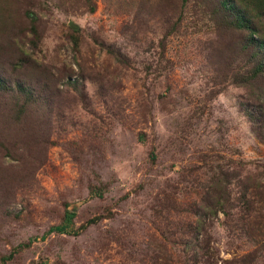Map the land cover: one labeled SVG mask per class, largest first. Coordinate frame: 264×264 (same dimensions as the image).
I'll return each instance as SVG.
<instances>
[{
    "label": "rangeland",
    "instance_id": "rangeland-1",
    "mask_svg": "<svg viewBox=\"0 0 264 264\" xmlns=\"http://www.w3.org/2000/svg\"><path fill=\"white\" fill-rule=\"evenodd\" d=\"M196 1L0 0V46L39 64L47 89L40 129L0 100V264H229L252 250L218 210L264 227V136L242 110L262 87L228 76L235 33L181 19ZM67 212L66 233H48Z\"/></svg>",
    "mask_w": 264,
    "mask_h": 264
},
{
    "label": "trees",
    "instance_id": "trees-1",
    "mask_svg": "<svg viewBox=\"0 0 264 264\" xmlns=\"http://www.w3.org/2000/svg\"><path fill=\"white\" fill-rule=\"evenodd\" d=\"M182 1L183 3H188L190 0ZM194 5L195 8L191 11L188 10L184 14L182 13L181 19L191 21L198 31L217 32L226 29L235 33V54L233 58L228 59L226 64L228 76L238 85L252 86L255 84L258 88L262 87L259 89L257 96L252 98L251 104L242 105V110L246 118L249 119L256 136L263 137L264 0H198ZM2 8L5 7L2 6ZM68 28L70 31L68 38L73 47L77 49L79 45L78 27L72 23L69 24ZM30 29L32 33L34 32V37L29 43L32 50H35L38 48L39 38L37 36L35 38L36 31H33L35 30L33 24ZM5 45L10 47L0 46V100L7 97L14 104L11 107L14 112L9 116L12 120L15 117V113L25 118L33 115L35 119L31 124L40 129L38 113L41 112L40 110H44L46 106L44 99L46 98L47 89L42 88V86L39 88V84L35 80V72L38 70L39 64L34 63L23 50L14 48L11 44L6 43ZM103 49L120 62L123 61V56L114 47L103 45ZM10 52L16 54H8ZM2 54H4L5 60L1 56ZM236 57L241 59H236ZM8 68L10 72L15 74L14 78L6 76L5 72ZM261 81L263 83L259 84ZM76 82L77 80L74 78L68 83L74 86ZM47 101L49 102V99ZM16 125L18 126V124ZM28 127L26 128L28 129ZM155 158V155L151 153V161H155ZM247 192H249L248 196L246 195L242 198H245L248 203L252 201L254 205H258L257 199L254 200L249 196L252 192L246 189ZM218 211H222L224 213L223 216L228 218L229 231L232 233L233 240L240 243L244 242L243 249H246V243L248 246H253L251 251L241 257L233 258L229 264H264V227L262 225L250 227V223L248 224L247 221L238 226L237 222L233 223L229 218L225 208L219 206ZM198 215L202 217L207 214L204 210L203 212L199 211ZM73 216L74 214L67 212L63 222L58 226L51 227L48 233H66ZM199 233L200 231L195 233V238L198 237ZM207 248L208 246L202 249L205 250Z\"/></svg>",
    "mask_w": 264,
    "mask_h": 264
},
{
    "label": "water",
    "instance_id": "water-1",
    "mask_svg": "<svg viewBox=\"0 0 264 264\" xmlns=\"http://www.w3.org/2000/svg\"><path fill=\"white\" fill-rule=\"evenodd\" d=\"M72 212H74V208L72 209Z\"/></svg>",
    "mask_w": 264,
    "mask_h": 264
}]
</instances>
